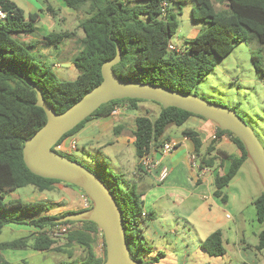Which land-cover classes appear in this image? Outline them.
<instances>
[{"label": "trees", "instance_id": "trees-1", "mask_svg": "<svg viewBox=\"0 0 264 264\" xmlns=\"http://www.w3.org/2000/svg\"><path fill=\"white\" fill-rule=\"evenodd\" d=\"M69 9L78 12L86 8L87 19L80 22L79 28L84 37L82 49L73 57V64L79 75L75 81L60 80L46 63L37 60L31 51L33 44H26L14 35L31 34L36 30L38 14L26 16L23 9L11 0H0V10L6 18L0 19V236L5 228L29 227L37 232L11 242H0V253L6 250L31 249L41 253H64L79 246L84 250L82 260H72L60 264H104V254L96 251L98 238L103 232L92 222L58 221L68 215L86 211H65L57 215L45 214L37 217L40 211L48 212L44 202H5L7 192L29 186L40 193L52 192L56 184L73 186L61 181L44 179L31 173L23 159L25 141L33 137L47 123L43 109L37 107L38 87L45 100L62 114L80 101L102 81V66L117 55L118 46L122 60L113 70L126 82H139L158 85L185 95H195L201 81L209 75L217 62L228 57L237 44L257 42L264 46V0H219L227 9L217 11L213 0H61ZM193 2L194 20L204 23L207 28L193 38L184 52H169L171 39L176 35L178 23L173 6ZM164 3L168 4L163 13ZM48 11L56 16L53 8ZM68 32L51 33L46 37L49 44L57 45ZM256 72L264 81V67L261 59L253 55ZM149 101L123 99L101 106L92 116L66 134L55 146L63 144L82 131L86 125L100 118L109 117L116 108L125 105L131 110L139 109L141 103ZM158 116L153 120L147 116L135 119L134 146L136 156L141 160L145 155L154 154L164 145V135L170 126L183 127L197 116L176 108L164 109L160 104ZM123 128H115L119 136ZM183 136L189 138L194 146V156L201 159V167L212 168L216 162L222 166L230 161L228 172L215 179L217 198L226 201L224 190L237 176L245 161L249 160L242 142L231 132L216 129V139L208 146L206 156H201L203 139L194 129H186ZM222 136H227L241 152L236 158L222 151L211 156L217 149ZM54 148V151L56 149ZM57 152V151H56ZM63 156L61 152H57ZM139 165V170H141ZM109 188L122 213L126 240L131 257L138 264H148L143 259L151 248L145 246L142 224L154 220L152 213L144 211L143 191L139 185L124 181L121 176L109 172L107 177L97 175ZM75 187V186H73ZM77 188V187H76ZM82 191V190H81ZM83 192V191H82ZM256 210L257 221L264 224V192L252 203ZM145 214V216H144ZM71 225L72 230L65 236L66 242L59 243V237L51 233L59 226ZM202 250L211 257H225L223 233H212L202 244ZM256 250L264 251V229L258 235ZM71 257V256H70ZM0 264H9L2 262ZM158 259L155 260L157 262Z\"/></svg>", "mask_w": 264, "mask_h": 264}, {"label": "rangeland", "instance_id": "rangeland-1", "mask_svg": "<svg viewBox=\"0 0 264 264\" xmlns=\"http://www.w3.org/2000/svg\"><path fill=\"white\" fill-rule=\"evenodd\" d=\"M11 1L23 9L28 17L30 13L29 2L32 0ZM213 4L219 12L227 9L225 5L219 3V0H213ZM38 5L40 7L36 8L37 10L45 8V13L49 14L51 13L48 8L50 5L52 6L57 14L55 17L57 18V25H54L52 31L57 34L68 32L71 39L70 41L64 39L57 45L49 44L48 40L41 41L40 46L43 43L45 48L40 50L41 48L37 45L40 53L34 52L33 49L31 51L37 55L39 62L50 66L60 80L75 81L79 72L75 69V75H68L69 64L63 60L71 62L73 56L82 49L81 41L84 34L79 25L81 21L88 18L86 8L66 14L56 0H39ZM172 8L176 15L178 29L176 35L171 39V44L178 52H184L185 48L189 46L188 42L200 35L207 28V25L194 20L193 10L196 9V5L193 2ZM37 12L40 13V11ZM42 16V23L49 21L46 14H42ZM43 25H38L36 31L31 33L34 38L40 39L45 35L47 27H43ZM24 35H14V38L20 41ZM253 55L261 59V65L264 67V46L257 42L237 44L233 52L225 59L218 61L214 70L201 81L195 95L202 100L235 111L251 127L264 147V81L259 78L256 72L252 60ZM159 112L160 107L152 102L141 103L139 109L135 111L125 105L121 108L122 114L115 118V122L103 123L104 132L100 130L96 122H89L83 132L74 136L76 150L72 154H62L70 160L82 164L96 176L102 174L107 177L108 173L112 172L121 176L124 181L139 185V190L144 192L147 190L146 184L154 183V179L146 177L149 179L144 182V178L140 175L142 173L136 167V164L141 160L136 156L134 143H131L136 131L135 119L138 116H147L154 120ZM193 119H190L183 127L170 126L163 139H167L170 134L177 138L183 137V130L195 128ZM213 125L218 127L216 124ZM118 126L123 128L119 136L114 133ZM170 155L162 160L164 161L163 165L168 166ZM194 161L197 167L192 166V168L198 172L200 170L198 163L201 165V159L196 158V160H192V163ZM190 174L192 173L171 172L168 181L175 180L178 186L194 192L195 187L190 179ZM240 177L239 183L224 191L227 201L224 202L216 198V205L213 200L203 199V195L200 198L192 197L189 200L170 198V196L165 195L160 202L154 204L150 199L146 200L147 211L154 212L156 220L145 221L142 224L145 246L151 248V252L145 254L143 259L154 262L148 264H264V252L259 253L251 247L244 250L246 244L252 247L258 244V234L264 229V225L257 221L256 210L250 201L251 198L260 197L264 188L251 161L244 167ZM69 187L80 191L76 187ZM155 191L159 192L157 189ZM45 195L48 196L45 203L49 207V211H40L37 217L47 213L57 215L60 211H71V202H74L76 207L84 209L82 192L79 195H73L67 190L57 188L51 193L45 192ZM41 196L43 194L36 192L34 187L29 186L7 192L5 202L16 200L40 202ZM209 205L213 207L209 208ZM199 206H202L208 213L214 214L220 220V224L222 223L220 226L234 227L235 218L244 225L241 227L245 230V244L239 246L243 249L242 252L237 247L239 242L235 239L234 233L230 232L227 227L224 229L225 232L229 231L225 236V247L228 251L225 257H211L202 250L200 239L205 241L206 236L210 234L209 232H213L218 226L211 223L209 227H206L203 220L204 216L198 209ZM30 234L32 233L25 232V230L18 231L17 227L8 226L0 236V242H11L30 236ZM65 242V236H61L59 243L63 245ZM19 251L25 252L26 250ZM96 251L99 256H103L104 244L101 236L98 238ZM9 252L14 257L8 256L9 258L6 259L4 255H0V259L9 264H60L72 260H82L85 256L84 250L79 246H74L64 253H41L35 257H24L22 261L15 260L17 251L10 250ZM46 257L47 259H45ZM156 259H158L157 262H155Z\"/></svg>", "mask_w": 264, "mask_h": 264}, {"label": "water", "instance_id": "water-1", "mask_svg": "<svg viewBox=\"0 0 264 264\" xmlns=\"http://www.w3.org/2000/svg\"><path fill=\"white\" fill-rule=\"evenodd\" d=\"M121 60L122 52L118 46L117 55L102 66L103 81L62 114H58L45 100L43 92L32 85L38 95L36 105L44 110L47 123L25 141L23 149L24 163L31 173L73 185L88 196L92 203L90 209L68 215L58 223L96 224L103 232L106 244L104 264H138L130 254L119 206L98 176L82 164L60 155L54 148L66 134L105 104L123 99L144 100L158 103L164 109L176 108L213 122L220 130L233 133L242 142L264 188V147L251 127L235 111L196 95H185L149 83L122 81L113 70Z\"/></svg>", "mask_w": 264, "mask_h": 264}, {"label": "crops", "instance_id": "crops-1", "mask_svg": "<svg viewBox=\"0 0 264 264\" xmlns=\"http://www.w3.org/2000/svg\"><path fill=\"white\" fill-rule=\"evenodd\" d=\"M38 1L39 0H32L29 2V10H30L29 15L30 14H38L40 16V19L35 24L36 29L38 28V25L44 24L43 27L46 26L47 30H45V35L40 39L34 38L33 34H25L22 38V41L26 44H33V51L34 52L37 51V53L39 54L40 53L39 48H41L40 50L45 48L43 43H41V46H40V42L41 41L44 42L46 40L47 36H49L51 33H55L52 31V29H53L54 25H57L56 24L57 18H55V17H57V14L55 16L53 14L51 15L49 13H45V8L41 9V10H37L38 7H40L38 5ZM56 2L59 4L60 8L66 14L73 12V10L69 9L61 0H56ZM49 7L52 8L51 5ZM37 11H40V13ZM42 14H46V16L49 17V21H47L46 23H42L43 22ZM65 39H69V41H70L71 38L68 37ZM37 45H39V48H37ZM72 60H73V58H72ZM72 60H71V62H68L67 60H63L67 64H69V67L67 69L68 75H71V74L75 75V69L76 68H75ZM69 77H71V76H69ZM193 120H194V125H195V128H193V129L196 130L203 139V149H201V156H206L207 150H208L207 148L210 145L211 141L213 140L214 135L216 134L217 127L215 125H213L214 124L213 122H212L213 124L210 123L211 121H204V120H201L198 118H194ZM112 121L115 122L116 119L109 116V117H105V118L95 119L91 122H96L97 125L99 126L100 130H102V132H104V130H105V129H103L104 124L112 123ZM85 128L80 132H83L85 130ZM72 140H75L74 136L71 138H67L65 140V142L63 143L64 149H66V151L69 150L70 142ZM134 141H135V138H133L131 143H134ZM169 141L177 142L178 147L168 157V158H170V160H168V162H169L168 166L163 165L164 161H162V160L164 158L161 160L162 162H160V165L157 168H154L152 170H147L146 167L141 165L140 161L136 164L137 170H139V165H141L142 169L139 171L143 174V175L142 174H140V175L142 176V178H144V182H145V180L149 179L146 177H150V178L154 179V183L146 184L147 190H145L143 192V197H142L144 204L146 203V200H148V199H150V201L153 204L160 202L165 197V195L170 196V198L173 197V198H182V199H188V200L192 197L200 198L203 195V199L213 200V203L216 205L215 199L217 197H215V195H214V192L216 190L215 189V179L218 175H224L228 172V169L230 167V161L223 162L222 166H220L219 161H217L215 166H213L212 168H207V167L203 166L200 168V170H198V172H196V170H193V168H192L191 157L194 155V146H193V143L191 142V140L185 136L177 138V137L173 136L172 134H170L167 137V139L164 140V142H169ZM216 148L217 149H215V151L212 152L211 156H216L217 151H222V152H224L230 156L236 157V158H240L242 155L240 150L237 149V147L232 143V141L227 136H222L220 138ZM153 156H154V154H153ZM156 158H154V159L157 160ZM249 161L250 160L245 161L242 168L238 172L237 176L233 179V181L229 184V186L225 190L229 189L231 186H234V184H237L241 181L240 175L242 174L244 167L248 164ZM198 164H199V166H201L200 163H198ZM161 167H168L170 170V173L171 172L174 173L175 171H178L179 174H181V173L187 174V173L191 172L192 174H190L191 175L190 179L194 183V187H195L194 192H190L189 190H186V189L178 186L176 184L175 180H173L172 182H169L167 179L164 183H160L157 176H158V173H159V170ZM154 174L156 175V177ZM57 188L67 190L69 193H71L73 195H79V193L82 192L79 188L78 189L80 191H77V190H74V188H70L69 186H65L63 184H56L54 187V190ZM156 189L159 192L155 191ZM35 190H36V192H39V191H37V189H35ZM49 193H51V192H49ZM194 193H196V194H194ZM41 194H43V196L40 197L39 201L45 203V200L48 199V196L45 195V192L41 193ZM223 194H224V192H223ZM217 199L222 200V198H217ZM254 200H255L254 198H251V200H250L251 205H252ZM226 201H227V196H226ZM71 207H72L70 209L71 211L81 210L80 207L75 206L74 202H71ZM146 207L147 206L145 204L144 211L146 213H152L154 216V220H156L155 213L152 211H147ZM212 207L213 206L209 205V208H212ZM198 209L200 210V213L204 216L203 220L205 221L206 227H209L211 225V223H213L215 226H218V228L216 230H214L213 232H209L210 234H208V236H206L205 239H207L212 233L220 230L223 233V240H224V245H225L226 234H228L229 231L233 232L235 239L239 242V244H237V247H238L239 251L242 252L243 249L239 246L245 244V230H244V228L241 227V226L244 227V225L242 223H240L237 218H235V220L233 221L234 227L229 226V225L220 226V225H222V223L220 224V220H218L214 214L208 213L206 210L203 209L202 206H199ZM62 212H65V211H60L59 213H62ZM261 225H264V224H261ZM225 227H227V229L229 231L225 232V230H224ZM17 228H18V231L25 230V232L28 231L30 233L37 232V230L34 228H29V227L25 228V227H18V226H17ZM200 241H201L200 242L201 244L204 242V240H201V239H200ZM256 246L252 247V246L246 244L244 246V250H247L250 247L254 248L256 250ZM9 251L10 250L3 251L0 253V255H4V258H6V259L8 256L14 257L13 254L10 255L11 253ZM12 251H17V258L15 259L16 261H22L24 259V257H28V256L29 257H35V256H38L39 254H41V252H37V251L31 250V249H26L25 252H20L19 250H12ZM257 252H259V251H257ZM49 253H53V252H49ZM227 253H228V251H227ZM259 253H262V252H259ZM45 259H47V257Z\"/></svg>", "mask_w": 264, "mask_h": 264}, {"label": "built area", "instance_id": "built-area-1", "mask_svg": "<svg viewBox=\"0 0 264 264\" xmlns=\"http://www.w3.org/2000/svg\"><path fill=\"white\" fill-rule=\"evenodd\" d=\"M168 8V4L164 3L163 5V13H166V10ZM6 15L0 10V19H5ZM173 51H177V49L170 44L169 46V52H173ZM121 115V108H116L112 114L110 115L112 118H118ZM213 139H216V135H214ZM178 147L177 142L175 141H169V142H165L164 145L158 150V152H156V154H148L145 155L142 159H141V165L146 167L147 170H152L154 168H157L160 165V162L163 158H165L166 156L172 154ZM57 152H61L64 154H71L76 150V141L72 140L70 142V147L69 150L66 151V149H64V145L60 144L59 146H57L56 148ZM157 157V158H156ZM154 158H156L157 160H155ZM192 160H196V157L193 155ZM193 167L196 168V162L194 161V163H192ZM200 168V167H199ZM170 176V170L168 167H161L158 173V180L160 183H164ZM82 202H83V208L85 210L90 209L92 207V203L89 200L88 196L82 192ZM145 216V214H144ZM72 230V226L71 225H62L59 226L56 230H54L51 233V236L54 237H61L66 235L67 233H69ZM103 234H101L100 236L102 237Z\"/></svg>", "mask_w": 264, "mask_h": 264}]
</instances>
